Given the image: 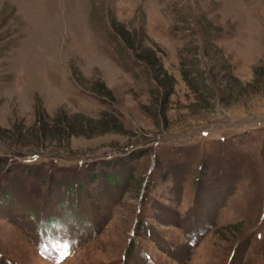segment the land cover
<instances>
[{
    "label": "rangeland",
    "instance_id": "1",
    "mask_svg": "<svg viewBox=\"0 0 264 264\" xmlns=\"http://www.w3.org/2000/svg\"><path fill=\"white\" fill-rule=\"evenodd\" d=\"M258 66L264 0H0V264H264Z\"/></svg>",
    "mask_w": 264,
    "mask_h": 264
},
{
    "label": "trees",
    "instance_id": "2",
    "mask_svg": "<svg viewBox=\"0 0 264 264\" xmlns=\"http://www.w3.org/2000/svg\"><path fill=\"white\" fill-rule=\"evenodd\" d=\"M120 31H122L120 29ZM123 33V32H122ZM124 34V33H123ZM210 42V41H209ZM143 45V43H142ZM141 45V47H142ZM217 49V48H216ZM216 53H217V50H216ZM218 54V53H217ZM153 56H151L152 58H154L155 60H151L150 62V65L152 68H154L156 70V79L158 80V83H164L167 80V83H169V81L172 80V78L169 76L168 72L164 69V67L162 66V63H160V60L156 57L155 54H152ZM139 58L141 60H144L143 59V56L141 54H138ZM150 57V56H149ZM185 61V59H184ZM188 62H183L184 65H187ZM216 66V65H215ZM185 67V66H184ZM222 67V66H221ZM211 69L209 70L210 71V74H211V77H212V80L213 81H218V72H214L213 68L210 67ZM198 72V71H197ZM204 71H201V72H198L197 76L200 77V80H201V85L203 84L205 86V88H209V85L206 83V78L204 77L203 75ZM192 73L188 72L186 69L184 70L183 69V75H184V78L188 81V83H191L193 85V81H195L196 77H193L191 76ZM255 74L256 76H259V77H262L263 80H264V66H258L255 68ZM227 75L231 76L232 75V72L230 71ZM199 78H198V81H200ZM172 84V83H171ZM200 84V82H199ZM241 87V91H243V86H240ZM247 87V86H245ZM210 90V89H209ZM169 92H167L168 94ZM213 96H214V93H213ZM65 121V120H64ZM93 121V120H92ZM60 122V121H59ZM99 124L103 123V121H97ZM60 124V123H59ZM66 129L68 131V134L69 136H72V135H95V134H102V133H105V132H108V131H111L109 128H106V123H104L101 128L98 127L97 130H93L91 132H86V130H82L81 128L80 129H77V126H75L76 124H70L66 121Z\"/></svg>",
    "mask_w": 264,
    "mask_h": 264
}]
</instances>
